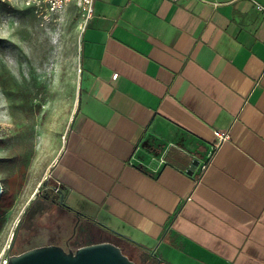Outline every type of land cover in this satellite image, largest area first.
Here are the masks:
<instances>
[{"label":"crops","instance_id":"1","mask_svg":"<svg viewBox=\"0 0 264 264\" xmlns=\"http://www.w3.org/2000/svg\"><path fill=\"white\" fill-rule=\"evenodd\" d=\"M79 59L51 168L79 242L264 264V0H95Z\"/></svg>","mask_w":264,"mask_h":264},{"label":"rangeland","instance_id":"2","mask_svg":"<svg viewBox=\"0 0 264 264\" xmlns=\"http://www.w3.org/2000/svg\"><path fill=\"white\" fill-rule=\"evenodd\" d=\"M83 24L75 4L51 15L35 0H0V262L65 235L51 168L78 104Z\"/></svg>","mask_w":264,"mask_h":264},{"label":"water","instance_id":"3","mask_svg":"<svg viewBox=\"0 0 264 264\" xmlns=\"http://www.w3.org/2000/svg\"><path fill=\"white\" fill-rule=\"evenodd\" d=\"M197 161L190 165L189 173ZM3 186L0 182V196ZM61 201L64 202L63 193ZM7 264H138L122 248L111 241L89 242L76 249L67 250L61 245L36 246L20 253L11 254Z\"/></svg>","mask_w":264,"mask_h":264},{"label":"flooded vegetation","instance_id":"4","mask_svg":"<svg viewBox=\"0 0 264 264\" xmlns=\"http://www.w3.org/2000/svg\"><path fill=\"white\" fill-rule=\"evenodd\" d=\"M57 189V188H56ZM61 188H58L56 190V197L55 199H51L50 201L52 202V204H55L54 206H56L55 208H58V210H60V208H63L64 202L61 201ZM60 207V208H59ZM48 215H46L47 217ZM49 217H47L48 220ZM55 222L57 223V229H59V231L64 235V239L61 240H51L49 241V243L43 244V245H47V244H57V245H61L63 246L65 249L67 250H71V249H76L78 246L84 245L86 243L89 242H84L83 244H81L79 242V232H81V229H85L84 227H80V231L78 229V224L75 220V218H70L67 215H61L60 213L55 215ZM72 226V227H71ZM72 231H70L71 229ZM89 229V228H86ZM70 232V234H69ZM58 235V234H57ZM38 246H42V245H38ZM36 247V246H34ZM33 248V247H32ZM25 251V250H24Z\"/></svg>","mask_w":264,"mask_h":264},{"label":"built area","instance_id":"5","mask_svg":"<svg viewBox=\"0 0 264 264\" xmlns=\"http://www.w3.org/2000/svg\"><path fill=\"white\" fill-rule=\"evenodd\" d=\"M35 1L40 9H43L44 11H46L48 14L51 15H60L65 11V9L70 4H75L82 9L84 22H87L88 19L93 15L94 3H95V0H35ZM172 1H177V0H172ZM117 75L118 74H115L114 77H117ZM216 134L221 139H225L226 137H228V134L220 131H216ZM206 167H207V163H204L202 165V169L205 170ZM58 188L59 186H57V189ZM9 256L4 258L0 262V264H7L9 261Z\"/></svg>","mask_w":264,"mask_h":264},{"label":"trees","instance_id":"6","mask_svg":"<svg viewBox=\"0 0 264 264\" xmlns=\"http://www.w3.org/2000/svg\"><path fill=\"white\" fill-rule=\"evenodd\" d=\"M124 239H126V238H124L123 236L122 237H119V238H117V237H115V240H111V242H113V243H115V244H117V245H119L121 248H122V250H123V247H122V245H123V241H125ZM151 260V259H150ZM152 261V260H151ZM152 264H153V261H152ZM155 264V263H154Z\"/></svg>","mask_w":264,"mask_h":264}]
</instances>
